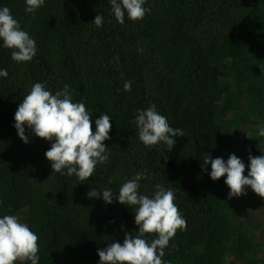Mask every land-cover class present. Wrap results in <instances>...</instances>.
<instances>
[{
    "label": "rangeland",
    "instance_id": "1",
    "mask_svg": "<svg viewBox=\"0 0 264 264\" xmlns=\"http://www.w3.org/2000/svg\"><path fill=\"white\" fill-rule=\"evenodd\" d=\"M54 1L0 0L12 71L7 108L13 123L0 163L20 175L29 194L21 211L0 213V264H43L53 236L49 222L57 236L56 264H264V0H210L196 32L207 58L219 138L210 208L194 205L171 186L162 173L161 152H153L158 147L152 122L158 74L154 55L136 30L134 0H108L112 19L123 27L112 56L91 28L70 43L77 49L85 86H105L104 98L91 92L81 110L71 104L54 39L44 41L51 61L47 88L68 130L65 143H74L76 166L64 218H50L49 206L56 160L66 144L51 141L50 121L28 100L37 93L34 72L28 69L27 53L33 55L28 31L44 2ZM104 68L114 71L112 80L118 73L126 80L131 105L118 107L113 93L107 97L106 88L113 90ZM127 103V142L106 140L107 132L101 130L108 146L101 144L91 154L99 147L89 143L99 130L96 117L109 124L116 112L126 115ZM173 227L174 246L168 249L166 235Z\"/></svg>",
    "mask_w": 264,
    "mask_h": 264
},
{
    "label": "trees",
    "instance_id": "2",
    "mask_svg": "<svg viewBox=\"0 0 264 264\" xmlns=\"http://www.w3.org/2000/svg\"><path fill=\"white\" fill-rule=\"evenodd\" d=\"M116 3V0H110ZM210 0H134V23L136 30L146 43V51L154 55L158 80V96L154 100L152 122L155 130L156 145L163 156L162 173L165 180L176 190L181 191L194 205L211 206L215 190V172L217 168L218 134L215 129V112L213 97L209 88L207 58L196 39V32L204 20ZM108 0H55L44 2L38 16L32 21L28 34L32 43V56L27 53L34 72L37 93L31 94L28 100L34 111L46 116L52 127L49 133L51 141L65 145L56 160L55 177L51 185L50 218L62 216L70 208V189L76 161L71 154L74 143L64 140L68 132L60 116L59 108L50 95L48 80L51 61L43 44L48 37L54 39L60 52V67L65 70L68 80L67 89L71 104L82 109L84 99L91 97L104 98L100 95L105 87L93 83L94 89L83 83L77 65V49L71 46L85 28H91L97 35L104 49L112 54L117 40L123 35L122 25L112 19L114 12L109 10ZM166 38L162 37V31ZM52 35V36H51ZM6 26L0 18V149L3 140L13 133V123L9 118L7 97L12 88L11 67L6 49ZM123 43V42H122ZM124 45V44H123ZM143 52L137 53L141 55ZM74 61V62H73ZM38 71V75L35 72ZM108 73L113 91L106 88L107 97L118 98L122 106L125 102L131 105L127 97L126 80L118 73L117 80H112ZM108 87V86H106ZM137 93L134 94V110ZM95 103V100L92 102ZM127 103L126 115L116 112L109 124L100 117L95 122L99 130L89 138L91 150L97 151L101 144L108 146L101 136L107 132L106 140H120L125 144L129 137L130 121ZM93 114V112H91ZM136 117L134 116V128ZM105 142V143H104ZM109 149V148H108ZM0 163V213L14 214L29 203L26 183L14 171L2 168ZM174 217H177L174 214ZM51 221V220H50ZM53 234L47 244V253L43 264H56L58 242L55 227L49 222ZM176 235L175 227L166 235V247L172 249ZM73 238V236H71ZM70 250L75 253L76 246L68 240ZM154 244H151L153 249Z\"/></svg>",
    "mask_w": 264,
    "mask_h": 264
}]
</instances>
